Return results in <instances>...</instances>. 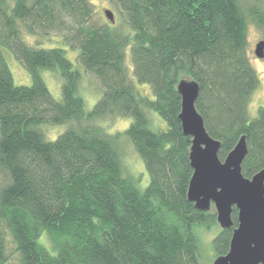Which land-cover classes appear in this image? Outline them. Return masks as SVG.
I'll use <instances>...</instances> for the list:
<instances>
[{
  "label": "trees",
  "instance_id": "16d2710c",
  "mask_svg": "<svg viewBox=\"0 0 264 264\" xmlns=\"http://www.w3.org/2000/svg\"><path fill=\"white\" fill-rule=\"evenodd\" d=\"M120 27L98 24L91 0H0V264H8L7 227L18 264H202L197 226L217 223L188 199L193 174L191 137L179 113L182 78L199 82L196 106L223 160L242 135V172L264 168V107L249 103L260 77L248 54L247 18L239 0H110ZM259 17L262 18L259 11ZM28 35H59L100 82L91 110L79 94L81 72L62 47H36ZM131 49L129 75L126 50ZM26 67L32 83L16 84L5 50ZM59 72L62 99L42 70ZM166 129L154 130L149 111ZM129 116V127L106 132L98 118ZM70 123L56 139L43 125ZM127 135L150 176L145 189L125 176L118 139ZM234 226L213 239L229 250ZM47 233L52 250L39 242Z\"/></svg>",
  "mask_w": 264,
  "mask_h": 264
},
{
  "label": "water",
  "instance_id": "95a60500",
  "mask_svg": "<svg viewBox=\"0 0 264 264\" xmlns=\"http://www.w3.org/2000/svg\"><path fill=\"white\" fill-rule=\"evenodd\" d=\"M105 14L114 21L111 9ZM255 54L264 58V39L256 44ZM177 88L182 97V130L191 137L189 158L193 174L188 199L200 210L214 209L221 228L234 226L232 212L234 207L238 210L229 250L211 264H264V168L252 177L243 174L242 163L248 153L245 135L222 160L221 142L210 135L196 106L199 82L185 77Z\"/></svg>",
  "mask_w": 264,
  "mask_h": 264
},
{
  "label": "rangeland",
  "instance_id": "374dc122",
  "mask_svg": "<svg viewBox=\"0 0 264 264\" xmlns=\"http://www.w3.org/2000/svg\"><path fill=\"white\" fill-rule=\"evenodd\" d=\"M95 7V14L93 20L98 24L108 23L113 26L120 27L123 22L122 16L118 13L117 9L110 2V0H91ZM240 5L247 18V41H248V54L251 62L257 70L260 77V85L253 93L249 103V113L252 117L256 116L257 110L260 106L264 107V58H259L255 54L256 44L264 39V0H239ZM107 9H111L114 12V21H111L105 14ZM259 11L261 17H259ZM24 39L33 46L36 47H62L66 50V56L74 63V67L78 69L82 78L79 86V94L84 98L85 106L87 110H91L100 98L102 94V88L97 77L87 72L84 67L79 64L78 54L79 51L72 49L63 42V38L59 35L51 36H39V35H28L23 32ZM7 61L12 70L14 81L16 84H27L32 83V77L22 62L8 49L5 50ZM126 64L129 69V75L137 85L138 89L149 96H153L152 90L149 85H140L133 73V65L131 60V49L130 47L126 50ZM42 76L49 87L51 93L58 100L62 99V83L63 78L57 71H51L44 69L42 70ZM149 117L151 120V126L154 130L166 129V121L155 111H149ZM97 122L103 126L106 132L115 134L118 131H125L130 123L132 117L129 116H107L105 118H98ZM70 123H62L58 125H43L45 136L47 139L54 140L57 136L64 132ZM118 149L121 155V161L124 168V174L128 177H133L139 188L145 189L149 184L150 176L146 169L144 160L135 150L133 143L127 135H123L122 138L118 139ZM6 175L0 173V182L5 181ZM221 229L218 223L212 226H197L196 231L198 233L201 243V262L202 264H211L218 256L213 245V239ZM39 242L44 244L49 250H52V242L49 240L47 233L39 238ZM5 243L7 253L10 255L8 264H18V253L16 252V243L10 232L5 227Z\"/></svg>",
  "mask_w": 264,
  "mask_h": 264
}]
</instances>
